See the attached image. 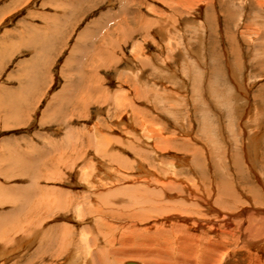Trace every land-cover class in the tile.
I'll return each mask as SVG.
<instances>
[{
    "label": "rangeland",
    "instance_id": "obj_1",
    "mask_svg": "<svg viewBox=\"0 0 264 264\" xmlns=\"http://www.w3.org/2000/svg\"><path fill=\"white\" fill-rule=\"evenodd\" d=\"M105 235L264 264V0H0V264Z\"/></svg>",
    "mask_w": 264,
    "mask_h": 264
},
{
    "label": "bare ground",
    "instance_id": "obj_2",
    "mask_svg": "<svg viewBox=\"0 0 264 264\" xmlns=\"http://www.w3.org/2000/svg\"><path fill=\"white\" fill-rule=\"evenodd\" d=\"M236 50V49H235ZM257 51V50H256ZM235 53V52H234ZM258 57V56H257ZM233 65V64H232ZM212 71H214V70H212ZM217 72V71H216ZM219 73V72H218ZM262 106V105H261ZM15 113V112H14ZM199 117H201V115L199 116ZM205 117V116H204ZM202 120V119H201ZM200 120V121H201ZM202 122H203V120H202ZM201 122V123H202ZM229 123H230V121H229ZM202 125V124H201ZM205 126V125H204ZM202 127V126H201ZM205 128V127H204ZM203 128V129H204ZM209 130V129H208ZM208 134V133H207ZM158 135V134H157ZM156 136V135H155ZM209 137V136H208ZM184 141V140H183ZM165 144V143H164ZM168 144V143H167ZM178 146V145H177ZM183 146V145H182ZM212 150V149H211ZM189 151V150H188ZM197 156V155H196ZM194 157V156H193ZM198 159V158H197ZM215 160V159H214ZM220 160V159H219ZM197 162V161H196ZM195 161H194V163H196ZM193 164V163H192ZM196 165H198V164H196ZM232 165H233V167H234V176L236 177V179H239V181H241L242 183H244V184H249L250 183V177L248 176V174H247V172H245L246 170H243V166H242V164L240 163V161L238 160V158L237 157H235L234 159H233V162H232ZM194 166H195V164H194ZM212 166H214L213 164H212ZM197 168H198V166H197ZM196 170V169H195ZM180 171V170H179ZM203 171V170H202ZM232 171V170H231ZM227 175H228V173H227ZM253 175H254V177L255 178H258L257 177V175H256V173L253 171ZM175 176V175H174ZM251 176V175H250ZM220 178V177H219ZM218 178V179H219ZM142 179V178H141ZM145 179V178H144ZM143 179V180H144ZM124 180V179H123ZM139 180V179H138ZM137 180V181H138ZM175 180H176V178H175ZM178 180H179V178H178ZM184 180V179H183ZM188 180V179H187ZM260 180V179H259ZM140 181H142V180H140ZM220 182H219V184H218V188H219V190L222 192V198H224V191H223V187H225L226 188V186H228V185H231L230 184V182H227L226 180H219ZM167 182V181H166ZM136 183V182H135ZM262 183V182H261ZM142 184V183H141ZM165 184V183H164ZM173 184H176L175 182L173 183ZM143 185V184H142ZM178 185V184H177ZM199 185V184H198ZM132 186H133V184H132ZM145 186V185H144ZM162 186V185H161ZM171 186V185H170ZM196 186V185H195ZM244 186V185H243ZM243 186H242V188H243ZM173 187V186H172ZM194 187V186H193ZM246 187V186H245ZM251 187V186H250ZM142 188V187H141ZM185 188V187H184ZM196 188V187H195ZM178 189V188H177ZM222 189V190H221ZM252 189V188H251ZM147 190V189H146ZM145 190V191H146ZM171 190V189H170ZM227 190V189H226ZM242 190V189H241ZM169 191V190H168ZM249 191V190H248ZM149 192V191H148ZM170 192V191H169ZM219 192V191H218ZM166 193V192H165ZM250 193V192H249ZM44 194V193H43ZM93 194V193H92ZM95 194V193H94ZM99 194V193H98ZM101 194V193H100ZM99 194V195H100ZM173 194V193H172ZM218 194V193H217ZM220 194V193H219ZM229 194V193H228ZM97 195V194H96ZM102 195H103V193H102ZM101 195V196H102ZM221 195V194H220ZM232 195V194H231ZM179 196V195H178ZM226 196V195H225ZM251 196V195H250ZM183 197H185V196H183ZM218 197V196H217ZM58 198V197H57ZM100 198V197H99ZM182 198V197H181ZM187 198V197H186ZM189 198H191V197H189ZM219 198H220V196H219ZM109 199V198H108ZM138 199V198H137ZM195 199V198H194ZM252 199V198H251ZM255 199V198H254ZM97 200V199H96ZM105 200V199H104ZM111 200H113V199H111ZM121 200V199H120ZM143 200V199H142ZM193 200V199H192ZM256 200V199H255ZM145 201V200H144ZM162 201H164V200H162ZM238 201V200H237ZM159 202V201H158ZM197 202V201H196ZM102 203H105V202H102ZM118 203H119V200H118ZM152 203V202H151ZM172 203H175V201H173ZM179 203V202H178ZM191 203V202H190ZM166 204V203H165ZM232 205V204H231ZM41 206V205H40ZM111 206V205H110ZM113 206V205H112ZM115 207V206H114ZM184 207V206H183ZM110 208H112V207H110ZM185 208V207H184ZM179 209V208H178ZM188 209V208H187ZM254 209V208H253ZM112 210H113V208H112ZM206 210V209H205ZM184 211V210H183ZM121 212V211H120ZM158 212V211H157ZM209 212V211H208ZM128 213V212H127ZM171 213V212H170ZM169 213V214H170ZM124 214V213H123ZM123 214H121V215H123ZM125 214H126V212H125ZM165 214H166V212H165ZM180 214H182V213H180ZM229 214V213H228ZM232 214V213H231ZM163 216H164V214H162ZM105 216H107V215H103L101 218H100V220H98V222L99 223H101L103 226H105L106 227V229L107 228H109L110 229V224H109V222H106L105 220H104V218H105ZM126 216V215H125ZM128 216V215H127ZM222 216V215H221ZM129 217H131V216H129ZM141 217V216H140ZM139 217V218H140ZM147 217V216H146ZM162 217V216H161ZM178 217V216H177ZM224 217V216H223ZM132 218V217H131ZM156 218H157V216H156ZM171 218V217H170ZM175 218V217H174ZM203 218V217H202ZM125 219V218H124ZM137 219V218H136ZM165 219V218H164ZM181 219V218H180ZM227 219V218H226ZM131 220V219H130ZM138 220V219H137ZM171 220V219H170ZM185 220H188V219H185ZM192 220V219H191ZM127 221V220H126ZM157 221V220H156ZM175 221H176V219H175ZM141 222V221H140ZM144 222V221H143ZM138 223V222H137ZM232 223V222H231ZM168 224V223H167ZM178 224H180V223H178ZM189 224H191V223H189ZM202 224V223H201ZM170 225V224H169ZM200 225V224H199ZM135 226V225H134ZM178 226V225H177ZM231 226V225H230ZM124 228V227H123ZM122 228V229H123ZM141 228V227H140ZM149 228V227H148ZM191 228V227H190ZM222 228V227H221ZM167 229V228H166ZM172 229V228H171ZM195 229V228H194ZM71 230V229H70ZM144 230V229H143ZM158 230H160L159 229V225H156V232L158 231ZM186 230V229H185ZM198 230V229H197ZM133 231L134 232H137L138 230L137 229H133ZM140 231V230H139ZM188 231V230H187ZM215 231V230H214ZM85 232H87V230H85ZM89 232H90V230H89ZM121 233H122V231H121ZM142 233V232H141ZM145 233V232H144ZM148 233V232H147ZM170 233V232H169ZM175 233V232H174ZM69 234H73V232L71 231H69L68 229H67V232L65 233V236H63V237H66V235H69ZM138 234V233H137ZM251 234V233H250ZM256 234H258L257 232H256ZM121 235V234H120ZM133 235V234H132ZM139 235V234H138ZM146 235V234H145ZM148 235H149V233H148ZM154 235V234H153ZM174 235H176V233L174 234ZM205 235V234H204ZM119 236V235H118ZM118 236H117V238H118ZM137 236V235H136ZM163 236V235H162ZM62 237V236H61ZM62 237V238H63ZM115 237V236H114ZM139 237V236H138ZM153 237V236H152ZM190 237V236H189ZM188 237V238H189ZM140 238V237H139ZM153 238H155V237H153ZM159 238V237H158ZM65 239V238H64ZM63 239V241H65ZM103 239H105L104 240V243L106 244L105 246H106V249L104 250V248H102L104 251H95L94 252V254H93V256H88L87 254L86 255H84L82 252H74V251H76L77 250V248L75 249V248H73V257H75L76 259H77V262H79L78 264H118V261L117 260H114L115 259V257L116 256H118V257H120L121 255H123L122 254V252H121V250L123 249H120V252H116L117 250H119V249H116V251L114 250V251H112L111 250V238L109 237V235H105V236H103ZM112 239H114L113 238V236H112ZM116 239V238H115ZM176 239V238H175ZM191 239H192V237H191ZM191 239H188V240H191ZM197 239V238H196ZM262 238H260V240H261ZM152 240V239H151ZM181 240V239H180ZM204 240V239H203ZM138 241V240H137ZM166 241V240H165ZM171 241V240H170ZM177 241V240H176ZM182 241V240H181ZM187 241V240H186ZM247 241H249V243H250V245H253V244H256V241H254V240H250V236L248 237V240ZM184 242H185V240H184ZM263 242V241H262ZM51 243H52V245H54V241H51V242H49V241H47L46 242V244H45V246H46V248L45 247H43V245H41L40 246V249L42 250V249H45V250H43L42 252H40V253H38V249L36 250V254H35V256H33V257H35L34 258V261H32L31 260V264H36V260H37V256H40L42 253L44 254V255H41V257L40 258H42V259H44V257L46 256L47 257V248H50V249H52V246H51ZM175 243V242H174ZM177 243V242H176ZM189 243V242H188ZM195 242H194V240L193 241H191V244L189 243V249L187 250L188 252V254L189 255H184V254H182L180 251L179 252H177V253H175L173 256L171 255L170 256V254H169V252L167 253L166 252V250L165 251H156L155 253H156V255H154V254H152L151 252H146L147 253V258H145L146 259V261L149 263V264H209L208 263V260H206L208 257H207V250H209L207 247H202V245H196V244H194ZM198 243V242H197ZM216 243V242H215ZM141 243H139V245H140ZM153 244V243H152ZM91 245H94L95 246V248H96V246H97V240H96V238L95 237H92L91 238V240H89L88 241V247L89 246H91ZM171 245V244H170ZM179 245H181V243L179 244ZM217 245H218V243H217ZM109 246V247H108ZM153 246V245H152ZM176 246V245H175ZM174 246V247H175ZM182 246V245H181ZM108 247V248H107ZM39 248V247H38ZM202 248V249H201ZM36 249V248H35ZM39 249V250H40ZM166 249H168V248H166ZM194 249H196V250H194ZM40 250V251H41ZM124 250V249H123ZM122 250V251H123ZM126 250V249H125ZM124 250V251H125ZM152 250V249H151ZM145 251V250H144ZM172 251V250H171ZM51 253V252H50ZM68 253V252H67ZM124 253V252H123ZM127 253H128V255H130L129 253L130 252H128V250H127ZM143 253L144 252H141V251H134V257L133 258H135V256H136V258H138L137 256H143ZM146 253H144V254H146ZM172 253V252H171ZM59 254H61V252H59ZM59 254H52V255H48V258H50V260H52V258H54L55 259V261H51V262H46V261H44L43 260V263L44 264H58V259H57V257H58V255ZM173 254V253H172ZM125 255H127L126 254V252L124 253V256ZM127 255V256H128ZM213 255V254H212ZM215 255V254H214ZM53 256V257H52ZM97 256V258H95ZM123 256V257H124ZM127 256H125V257H127ZM131 256V255H130ZM32 257V258H33ZM65 257V256H64ZM117 257V258H118ZM124 257V258H125ZM207 257V258H206ZM213 257V256H212ZM218 257V256H217ZM116 258V259H117ZM130 258H132V257H130ZM128 259V258H127ZM140 259V258H139ZM214 259V260H213ZM211 258V263L210 264H220V262H219V260H217V259H215V257L214 258ZM57 260V261H56ZM82 260H84L85 262L83 263V262H81ZM119 260V259H118ZM122 260H124V259H122ZM41 261V260H40ZM142 261V260H141ZM125 262V261H124ZM134 261H132V262H127V263H125V264H136V263H133ZM202 262V263H201ZM143 263H144V261H143ZM62 264V263H61ZM139 264V263H138ZM222 264V263H221Z\"/></svg>",
    "mask_w": 264,
    "mask_h": 264
}]
</instances>
